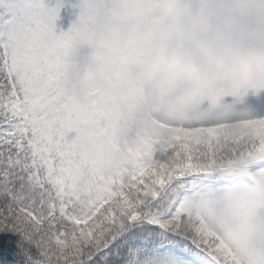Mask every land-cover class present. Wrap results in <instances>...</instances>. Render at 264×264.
<instances>
[{
	"label": "snow or ice",
	"instance_id": "obj_1",
	"mask_svg": "<svg viewBox=\"0 0 264 264\" xmlns=\"http://www.w3.org/2000/svg\"><path fill=\"white\" fill-rule=\"evenodd\" d=\"M0 264H264V0H0Z\"/></svg>",
	"mask_w": 264,
	"mask_h": 264
},
{
	"label": "rangeland",
	"instance_id": "obj_2",
	"mask_svg": "<svg viewBox=\"0 0 264 264\" xmlns=\"http://www.w3.org/2000/svg\"><path fill=\"white\" fill-rule=\"evenodd\" d=\"M52 2L54 3L55 0H52ZM64 13V11L62 10L61 12V19L57 21V24L59 27H62V28H66L68 22H69V19H65V17L62 16V14Z\"/></svg>",
	"mask_w": 264,
	"mask_h": 264
}]
</instances>
